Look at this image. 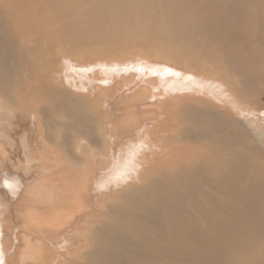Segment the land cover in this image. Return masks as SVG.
Listing matches in <instances>:
<instances>
[{"label": "bare ground", "instance_id": "6f19581e", "mask_svg": "<svg viewBox=\"0 0 264 264\" xmlns=\"http://www.w3.org/2000/svg\"><path fill=\"white\" fill-rule=\"evenodd\" d=\"M139 45L185 84L170 80L141 106L161 111L154 125L123 132L120 118L139 111L130 84L99 98L54 63ZM0 98L24 125L60 112L81 128L87 112L103 153L114 141L106 213L86 215L80 158L21 193L22 229L65 247L93 218L86 238L100 258L78 264H264V122L253 108L264 99V0H0ZM163 127L174 134L157 135ZM125 168L141 174L123 179Z\"/></svg>", "mask_w": 264, "mask_h": 264}, {"label": "rangeland", "instance_id": "374dc122", "mask_svg": "<svg viewBox=\"0 0 264 264\" xmlns=\"http://www.w3.org/2000/svg\"><path fill=\"white\" fill-rule=\"evenodd\" d=\"M153 52L155 53V50L146 51L139 45L116 51L112 49L108 53L78 61L69 62L60 58L54 65L59 69L58 74L61 72L63 77L68 76L78 87L92 83L99 98H112L121 86V89L127 90L126 87L130 84L126 99L139 106V111L132 110L129 115L121 117L117 128L123 132L135 133L145 125H154L155 115L161 112L157 111L155 105L140 110L142 105L153 98L157 90L166 91V88L173 87L174 83L170 80L176 83V87L181 83L185 84L184 78L168 68L175 65L154 56ZM177 68L182 73H187L182 66ZM81 93L84 94L83 91ZM253 108L262 114L260 122H264V99H260ZM10 110V104L0 98V259L3 260V254L6 260L4 264H22L20 261L24 256V264H57L63 256L70 264H78L80 256L100 258L86 238L92 235V230L97 233L95 224L91 222L93 218L87 223H81L73 234L71 244L63 247L56 241L50 242L22 229L15 205L21 193L23 194L32 182L57 177L61 167L66 164L75 165L78 159L83 158L79 162L88 169L85 203L90 209L86 215L95 212L94 220L97 221L101 214L107 212V209L103 208L104 205L107 207V203L103 204V191L113 184L109 158L114 141L111 140L108 145L104 144L106 152L103 153L104 146L100 142L103 137L100 135L99 124L97 126L96 118L87 112L83 113L81 118L83 126L78 128L74 119L71 120L60 112L31 114V121L24 125L12 116ZM24 110L25 108L21 107V111ZM154 130H150L152 134ZM158 131L162 134L157 135L174 134L173 128L169 127ZM91 139L94 144L87 143ZM151 139H154L152 135ZM136 158L139 159L138 156ZM41 159L45 160L43 164L39 161ZM103 169H106V176L102 175ZM122 173L123 179H131L141 174L126 168ZM113 177L114 180L120 179L117 175ZM24 240H28V244H25ZM65 252H68L69 256H65Z\"/></svg>", "mask_w": 264, "mask_h": 264}]
</instances>
